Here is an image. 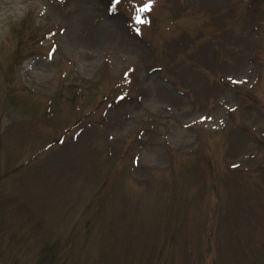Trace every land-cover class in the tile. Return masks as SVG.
<instances>
[{
    "label": "rangeland",
    "instance_id": "rangeland-1",
    "mask_svg": "<svg viewBox=\"0 0 264 264\" xmlns=\"http://www.w3.org/2000/svg\"><path fill=\"white\" fill-rule=\"evenodd\" d=\"M0 264H264V0H0Z\"/></svg>",
    "mask_w": 264,
    "mask_h": 264
},
{
    "label": "snow or ice",
    "instance_id": "snow-or-ice-1",
    "mask_svg": "<svg viewBox=\"0 0 264 264\" xmlns=\"http://www.w3.org/2000/svg\"><path fill=\"white\" fill-rule=\"evenodd\" d=\"M116 2L119 3L120 0H116ZM151 6H152V4H151V2H150L149 4H147V5H145L144 7L140 8L138 11L143 12V11L150 10V9H151ZM136 20H137V22H140V21H141V18H140L139 16H137V17H136Z\"/></svg>",
    "mask_w": 264,
    "mask_h": 264
},
{
    "label": "trees",
    "instance_id": "trees-1",
    "mask_svg": "<svg viewBox=\"0 0 264 264\" xmlns=\"http://www.w3.org/2000/svg\"><path fill=\"white\" fill-rule=\"evenodd\" d=\"M71 88H72V86L71 87H68L67 89L71 92L72 96L74 95L73 96L74 97V100H77V98L80 97V96L76 92H72L71 91L72 90Z\"/></svg>",
    "mask_w": 264,
    "mask_h": 264
}]
</instances>
